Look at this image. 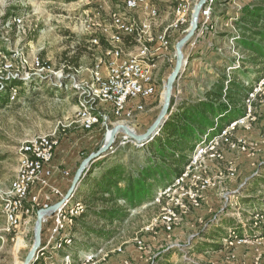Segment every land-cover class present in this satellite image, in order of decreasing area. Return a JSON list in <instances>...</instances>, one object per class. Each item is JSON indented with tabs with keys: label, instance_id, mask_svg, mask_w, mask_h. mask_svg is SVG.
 <instances>
[{
	"label": "rangeland",
	"instance_id": "rangeland-1",
	"mask_svg": "<svg viewBox=\"0 0 264 264\" xmlns=\"http://www.w3.org/2000/svg\"><path fill=\"white\" fill-rule=\"evenodd\" d=\"M200 1L196 0V3ZM254 3V0H208L205 16L199 17L196 35L182 48L187 66L174 85L170 115L192 93H204L203 89L209 88L218 79L217 75L225 74L230 78L233 69H243L242 61L249 53L238 44L243 37L240 27L245 24L243 11ZM92 5L91 0H0V64L17 53L30 59L38 57L50 65L53 63L57 70L64 72L56 71L51 65L58 74L55 79L61 77L55 86L51 85L49 90L32 89V92L23 89L36 77L41 79L34 76L29 84L20 86L16 96L6 92L9 98L2 96L6 100L0 101V264L25 263L36 241L37 213L45 203L42 194L38 198L39 204L36 201L30 203V194L22 225L18 229L9 227L1 199L9 193L10 184L19 170L21 146L38 136L55 135L56 148L68 140L64 143L65 148L77 145L88 158L100 152L108 143L109 133L113 134L119 126L112 147L103 153L105 158L94 161L86 176L93 171L92 177L99 178L101 164L114 156L121 157L120 160L128 156L129 164L137 168L141 153H145L150 142L142 144L132 140L124 128L143 135L160 116L167 80L177 66L175 47L191 30L190 24L179 33H169L172 40L170 61H165L163 78H157L160 87H157L156 94L147 100L139 99L144 107L142 112H136L132 120L119 119L113 116L110 106L99 102L97 108L102 113V120L92 131H86L80 125L78 113L82 104L89 102L88 94H83L78 85L91 80L95 65L90 54L92 51H88L94 36L84 29L85 21L91 17L89 9ZM9 14L12 16L5 19ZM17 18L23 20L24 26L16 24L14 20ZM107 18L110 21L109 16ZM97 36L102 38L100 34ZM201 51L205 53L203 56L198 54ZM194 52L197 54L193 58L198 56V59L194 65H189L188 55ZM85 53L88 57H84ZM64 61H67L65 69L61 68ZM50 74L48 72L45 76ZM252 78H247L246 85L252 88L257 84L259 87L261 81ZM61 89L64 92L74 89L75 92L63 98ZM251 113L249 130L238 128L232 133L229 145L221 147L217 157L206 161L200 170L188 171L186 167L181 189L174 188L175 193L168 197H161V192L157 197L160 196L162 202L156 197L131 211V218L120 228L119 236L104 244L99 251L80 252L74 258L73 244L64 253L46 254V257L38 255L32 264H66L67 256L72 264H262L259 258L264 247L251 242L264 238V181L261 182L264 177L263 93L257 95ZM112 163H119V159ZM233 172L235 176L229 177ZM200 181L209 182L210 186L201 191L198 204L192 205L182 195ZM39 190V187L35 188L32 196ZM179 200L184 204H178ZM169 210L176 214L171 231L166 230ZM228 218L241 223L246 237L241 239L234 234V240H223L226 249L219 254L195 253L198 248H204V244L214 242L204 235L218 229ZM49 224L42 228V243L48 238ZM252 229L256 236L250 237ZM72 234L75 236L73 242L77 237L79 241H86L74 231Z\"/></svg>",
	"mask_w": 264,
	"mask_h": 264
},
{
	"label": "trees",
	"instance_id": "trees-1",
	"mask_svg": "<svg viewBox=\"0 0 264 264\" xmlns=\"http://www.w3.org/2000/svg\"><path fill=\"white\" fill-rule=\"evenodd\" d=\"M254 2L243 11L245 24L240 27L243 37L238 44L249 53L242 61L243 69H233L230 78L222 75L206 99L183 102L170 116L160 135L146 145L145 167L132 168L130 164L117 163L99 178L92 177L93 171L84 178L81 187L87 186L88 190L80 193L79 200L77 195L75 199L86 209L77 219L74 232L86 241L75 239L74 258L80 252H97L117 238L120 228L130 220L131 211L145 201L155 200L183 177L192 154L205 135L212 130H216V135L217 131L247 115L244 104L257 85L252 88L246 85L247 78L253 76L257 82L264 79V0ZM9 16L12 15L5 19ZM2 96L7 97V94L0 93V101L6 100ZM261 179L263 182L264 177ZM244 230L236 219H225L218 229L204 235L214 242L204 244V248H198L195 253L219 254L226 249L223 240H234V234L244 239ZM250 234V237L256 236L255 230L252 229Z\"/></svg>",
	"mask_w": 264,
	"mask_h": 264
},
{
	"label": "bare ground",
	"instance_id": "bare-ground-1",
	"mask_svg": "<svg viewBox=\"0 0 264 264\" xmlns=\"http://www.w3.org/2000/svg\"><path fill=\"white\" fill-rule=\"evenodd\" d=\"M125 1V11L114 13L116 19H119L118 23H114V25L104 24L99 18V11H97L96 17H93L94 21H91V17L85 21L84 29L87 34L94 36V38L91 40V44L93 46L101 45L100 37H98L97 34L110 36L113 47L108 50L109 54L111 56H119V59H126L123 58L124 50H122L121 47L125 37L131 36L138 39V42L141 45V50H143L144 47L145 55L147 56L140 57L141 55H131L128 57V59H133V67H146L147 65H152V67L148 69V79L151 85L150 94L147 96V98H139L147 100L148 98L154 96L157 91V84L155 82L153 73L154 66L152 63V58L161 48L169 49L170 32L171 34L178 33L182 28H185L192 23L194 16L193 13L197 3L196 0H175L176 3L173 8V22L169 25L162 36L155 37L152 29L157 24V21L160 17L159 12L147 11L145 13L146 18L144 20H139L136 17H131L130 15V13L133 11H141V6L139 5L138 1ZM110 17H112V15ZM14 21L19 27L24 26L23 20L21 18H17ZM100 21H102V24H100ZM113 32H115L117 35H115ZM153 42L160 43V47L158 49H152L150 44ZM104 68H106V71L111 70L110 61H108V54L98 59L95 63L91 73V80L89 82H82V84L78 85V88H80L83 94H88L87 98L89 102L83 103L78 113L80 125L82 129L86 131H92L102 120V113L97 108V103L99 102L110 106L113 116L119 119L132 120L136 112H142L144 110V107L141 104H135V107H133L131 110L124 111L119 109V97L108 96V91L105 90V85L100 84L102 79H104V72H102L104 71ZM23 69H26L29 73L21 74L24 71ZM48 72L51 74L45 76V74H48ZM1 73H5L6 75H1ZM34 76H39L41 79L48 80L50 76L58 77V74L51 69L50 64L40 61L38 57L30 59L28 57L14 53V55H12L8 60L6 59L0 64V93L10 92L12 96H16L21 89L20 86L22 84H29L33 80ZM244 124L245 117L233 121L232 124L226 128L217 131L216 135L214 134V131L216 130H212L207 135H205L197 146L198 148L192 154L191 161L187 166V170L198 171L204 166L206 161L214 160L217 157L218 152L221 150V147H226L229 145L230 139L232 138V133L237 131L238 128L244 127ZM112 136L113 134L109 133L108 141L112 138ZM56 144L57 141L55 135L38 136L24 143L19 149V170L10 184L11 189L9 193L1 199V203H3L4 207V216L11 229L20 228L23 223L22 218L29 195L32 193L35 187H41L43 184V177H35L36 169L35 167L32 168V165L40 163V155H35V153L32 151L37 150L40 147H42V150L44 151H50L54 146H56ZM197 159L198 161H196ZM185 175L186 174H184L182 178L178 179L174 185L162 192L160 196L168 197L172 192H174V188L179 187V189H181L185 183ZM234 176V172L229 175L231 178ZM196 184L197 185L193 186L192 189L184 192L182 195V197H185L186 199H184L188 200V202L192 205L198 204L199 200L201 199V191L210 186L209 182L205 181H200ZM76 193L77 191L68 199H65L66 196L62 194L60 199L63 203L53 213V218L56 224L52 233L53 237L51 238L49 245L52 247V249H56L57 251L64 248H70V246L74 244L73 240L75 236L70 234L69 230L76 226L77 219L81 218V216L85 213L86 207L80 202L76 201ZM160 196L157 197L158 202L162 200ZM178 204H181L180 200L178 201ZM13 207L18 209L23 208V211L14 212V216H11ZM168 215L169 217L167 218L166 230L171 231L175 224L176 214H173L172 211L169 210ZM42 251L43 249L41 245L37 256H43L44 254L42 253L45 251ZM65 263L72 264L70 256L65 258Z\"/></svg>",
	"mask_w": 264,
	"mask_h": 264
},
{
	"label": "crops",
	"instance_id": "crops-1",
	"mask_svg": "<svg viewBox=\"0 0 264 264\" xmlns=\"http://www.w3.org/2000/svg\"><path fill=\"white\" fill-rule=\"evenodd\" d=\"M91 1L93 2V5L89 9L90 14L93 15V17H96V12L99 11V13L101 15V16L99 15V18L106 25H110V21L107 18L108 16L110 17L113 12L114 13L115 12H123V11H125V7H126V1L125 0H91ZM137 1H138L139 5L142 7V0H137ZM145 3H150L153 7L157 8L160 17L157 21V24L153 27V33H155L154 34L155 37L162 36L165 33L166 29L169 27V25L174 20V16H173V8L175 5L174 0H143V4H145ZM130 15H131V17H136L139 20H144L146 18L145 14L142 11H133L132 13H130ZM100 35L102 36V38L100 39L101 45H99V46L90 45V47H88V51H92L90 54H92L91 57L93 58L94 64L97 62L98 59H100L106 55L105 50H107V49L109 50L113 47L112 43H111L110 36H105L103 34H100ZM169 42H170V46H171L172 45L171 36L169 38ZM170 46H169V49L161 48L159 51L156 52V54L152 58V63L154 66V68H153L154 79H155V82L157 84L156 85L157 87H160V84H159L160 82L157 78H158V76H160L159 78H161V77L163 78V74L165 72L163 73L162 70L164 69V67H166L165 61H166V59H168L170 61V57L172 55V49L170 48ZM121 47H122V50H124L123 58H128L131 55L140 56L143 52V50H141V45L138 42V39L136 37H131V36L125 37L123 43L121 44ZM150 47L152 49H155V48L158 49L160 47V43L153 42L150 44ZM195 53L196 52H194L193 55H188V58H189L188 64L189 65H194V63H196L198 56L196 58H193ZM207 53H209V51H207ZM198 54H201V56H203V54H205V53H204V51H201ZM213 54H214V52L211 53V55H213ZM85 55L86 56H84V57H88L87 53H85ZM65 63H67V61H64L62 63L61 68L65 69ZM51 65H52V68L55 69L56 71L63 72L62 70H57L53 63ZM76 71H78V70H76ZM105 71H106V68H104V72ZM89 72H91V70ZM219 73H220V71H219ZM217 76H218V79L215 80V82L209 88L203 89L204 93L199 94V93L194 92L191 95H189L188 97H186L185 101H198V99H206L207 95L214 90L215 85L219 82L218 80L220 79L222 74H221V76L220 75H217ZM54 79H55V77H53V76L48 78V80H41V79L36 77L30 85H28L27 87H25L23 89L28 90V92L29 91L32 92V89L33 90H41L42 88L49 90L51 85L55 86L54 83L56 82V80H54ZM26 90H25V92H26ZM60 91H61V95L63 98L69 97L70 94L75 92L74 89H70L69 91H65V92H64V90L61 89ZM20 96H21V94H20ZM7 97L9 98L8 94H7ZM141 102H142L141 100L137 99L136 101L133 102V104H141ZM66 142H68V140ZM66 142H63L55 150V152H56L55 157L52 161V167L55 170V174H54V177L51 179V184L54 187L58 188L65 196H66V194H68L69 190L71 189V187L73 185L72 182H73V179H74L77 171L80 169L79 167L81 166V164L84 162V160L87 157V156H84V153L79 149V146H77V145L76 146L75 145H67V148H65L64 143H66ZM141 155H142L141 156L142 159L137 165V166H139V168L145 167V163H146L145 154L141 153ZM103 158H105V157L104 156L100 157V159H103ZM117 158L119 159V163L121 162L124 165L129 164V162L127 161L128 156H124L123 159H121V160H120L121 157H119V156L111 157L107 162L101 164V166H102V168H101L102 173L101 174L106 172L112 166L116 165L117 163L113 164L112 161L117 159ZM99 160H96V162ZM98 170H100V168L97 169V171ZM65 173H67V174L69 173L68 177L64 176ZM35 188H38V187H35ZM81 188L75 194V198L77 195L78 200H79L80 193H85L87 191V190H85V188H82V189ZM86 188H88V187L86 186ZM39 189H40V187H39ZM34 190L35 189H33V191ZM33 191L30 195V200H29L30 203H33L36 201L34 196H32ZM56 200H57V198L55 197L53 202H55ZM59 201L61 202V199H59ZM145 202H148V201H145ZM222 228L225 229L224 227H222ZM73 231H74V228L70 229L69 230L70 234H72ZM47 234L49 237V232ZM77 236H79V235L77 234ZM52 237H53V235H52ZM52 237H50L49 239L47 238V240L44 243H42V249H43V251H45V252L42 251L43 252L42 254H44L43 255L44 257H46V254L48 256L49 254H54L55 252L56 253L57 252L64 253L66 251V249H68V248H64V249H61L58 251L56 249H52V247L49 245L50 244L49 242H50Z\"/></svg>",
	"mask_w": 264,
	"mask_h": 264
},
{
	"label": "built area",
	"instance_id": "built-area-1",
	"mask_svg": "<svg viewBox=\"0 0 264 264\" xmlns=\"http://www.w3.org/2000/svg\"><path fill=\"white\" fill-rule=\"evenodd\" d=\"M141 11L145 14L147 11H158L157 8L153 7L150 3L143 4ZM206 13V7L204 6L200 11V18L204 17ZM92 20L94 21L93 15H91ZM110 18V24L114 25V23H118L119 19H116L114 12L112 13V17ZM102 24V21H100ZM115 34V32H113ZM117 35V34H115ZM138 36V34H137ZM201 36V35H199ZM144 50V47H143ZM106 54H108V61H110L111 70L102 71L104 72V79L100 82V84L105 85V90L108 91V96H118L120 100V108L122 110H131L135 107L133 104L139 98H147L151 91V85L148 79V69L152 67V65H147L146 67H133V59H119V56H111L109 54L108 49L105 50ZM147 56L145 55V50L141 54L140 57ZM151 56V55H149ZM21 74L29 73L26 69ZM1 75H6L5 73H1ZM54 80H60L54 79ZM259 87L255 86V89L248 95V99L245 102V108L247 115L245 116V124L244 129L249 130V120H252V105L259 93L264 94V79H262L261 83L258 84ZM85 88V87H84ZM17 100V98H16ZM16 100H10V102H15ZM249 125V126H248ZM57 146V144H56ZM56 146H54L50 151L42 150L40 147L37 150L32 151L35 155H40V163L32 165V168L36 169L35 177H43V184L38 191V194L34 196L36 202H38V198L40 194L44 196L43 205H41L44 210H48L52 207V205L60 203L59 199L63 194L58 188L54 187L51 184V179L54 177L55 170L52 167V161L55 157ZM246 146V145H245ZM247 147V146H246ZM247 151V149H246ZM198 161V159L196 160ZM69 173H65L64 176L68 177ZM35 179V178H33ZM57 198V202H53L54 198ZM39 204V202H38ZM183 205V204H182ZM41 210V209H40ZM23 211V208L13 207V211H11V216H14V212ZM53 213L51 215H46L44 217L43 226L48 225L49 223V237H52V233L55 227V220L53 218ZM264 238L256 239L251 242L256 244L259 247H264ZM259 261L264 264V253L261 254Z\"/></svg>",
	"mask_w": 264,
	"mask_h": 264
},
{
	"label": "water",
	"instance_id": "water-1",
	"mask_svg": "<svg viewBox=\"0 0 264 264\" xmlns=\"http://www.w3.org/2000/svg\"><path fill=\"white\" fill-rule=\"evenodd\" d=\"M208 2V0H201L196 8L195 11L193 13V20L191 23V30L189 31V33L180 41V43H178L175 47L176 49V57H177V63H176V68L173 71V73L169 76L168 80H167V84H166V93H165V103L163 105V108L160 112V116L156 119V121L149 127V129L147 130V133L143 134V135H136L135 133H132L130 130H128L127 128H124L125 133H127V135L133 140H135L138 143H142V144H147L149 143L151 140H153L155 138V136H157L161 129L165 126L166 122L168 121V119L170 118V114H171V110H172V91L174 88V85L176 83V81L180 78L182 71L185 70L186 68V64H187V59L184 56L183 53V47L186 46L192 39L193 37L196 35V31L198 29V23H199V13L202 10V8L206 5V3ZM119 130V126H117L113 133L112 138L108 141V143L102 148L100 149V152L96 153V154H92L91 156H89L88 158H86L84 160V162L81 164V166L79 167L80 169L77 171L73 182H72V187L69 190L68 194L66 195L65 199L70 198L76 191L79 190V188H81L82 186V181L84 179V177L86 176L88 170H89V166L96 160L100 159V157L103 156V153H105L106 151H108V149H110L112 147V144L115 141V137H116V132ZM63 202L57 203L52 205V207L48 210H44L41 209L38 211L37 213V228H36V241H35V245L33 246V248L30 250V253L25 261L24 264H32L37 256L38 251L41 248L42 245V228H43V221H44V217L46 215H51L53 211H55L56 209H58Z\"/></svg>",
	"mask_w": 264,
	"mask_h": 264
}]
</instances>
